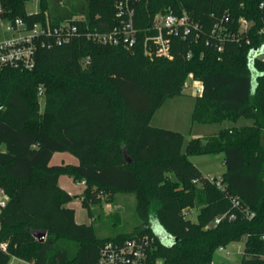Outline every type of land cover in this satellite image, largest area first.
Returning <instances> with one entry per match:
<instances>
[{
	"label": "trees",
	"instance_id": "16d2710c",
	"mask_svg": "<svg viewBox=\"0 0 264 264\" xmlns=\"http://www.w3.org/2000/svg\"><path fill=\"white\" fill-rule=\"evenodd\" d=\"M0 0L4 19L28 27L84 16L89 28L116 25V0ZM264 0H134L139 31L133 49L86 39L39 49L32 70L0 75V186L10 197L0 215V264L13 257L37 264H94L109 241L142 235L154 239L152 262L212 264L220 247L244 241L240 264H264ZM189 14L204 29L198 44L174 41L175 58H150L143 42L158 14ZM228 17L236 31L251 23L250 44L226 42L219 52L207 38ZM264 29V28H263ZM191 54L188 58L187 55ZM204 83L191 113L193 125H219L217 133L186 140L184 134L152 125L168 99L183 95L188 75ZM44 97H39V89ZM44 99L41 109L40 100ZM244 121V123H243ZM67 152L78 165H51ZM222 155V189L190 157ZM85 183L81 196L61 188L59 178ZM134 195L138 224L130 233L101 238L94 221L78 224L68 205L82 198L91 218L97 196ZM100 196V197H102ZM255 214H230L232 200ZM198 211L197 220L184 215ZM237 212V211H236ZM92 219V220H93ZM97 218H95V221ZM46 232L41 243L35 237ZM7 243V251L1 247Z\"/></svg>",
	"mask_w": 264,
	"mask_h": 264
},
{
	"label": "built area",
	"instance_id": "2783aa9c",
	"mask_svg": "<svg viewBox=\"0 0 264 264\" xmlns=\"http://www.w3.org/2000/svg\"><path fill=\"white\" fill-rule=\"evenodd\" d=\"M260 9L264 11L263 3L260 5ZM134 16V0H116V25L110 31L103 33L99 32L97 28H89L84 16H73L62 22L54 23L45 14L44 18L31 27H28L23 19L9 21L6 31L10 34V37L0 40V75L6 69L32 70L36 66L39 49H52L69 44L76 39H86L104 45L133 49L138 44L139 37V31L134 23ZM228 23V17H223L220 22H217L208 35L207 44H212L219 52H222L224 44L229 41L237 44L251 43L248 33L252 25L247 19L241 18L238 21L236 31L228 28ZM263 28L258 34H263ZM151 31L152 34L147 35L143 42L144 54L150 58L161 57L173 60L175 58V40L198 44L204 37L202 25L186 12L182 15L173 13L156 15L153 19ZM190 56L191 54L187 55L188 58ZM204 89V83L201 80L196 79L193 74L188 75L184 91H190V96L193 98H201ZM39 97H44L42 88L39 89ZM215 183L222 189L221 179H217ZM83 184L85 185L84 182ZM9 201V195L0 186V215ZM232 203L237 212L234 211L217 217L214 221L215 225L220 224L226 217L229 220L237 219L238 212L249 220L255 217V214L243 208L238 200L233 199ZM189 214V210L184 212L187 217H189ZM1 247L4 251H7L8 245L2 243ZM153 248L154 239L149 235L128 238L123 241H109L100 248L98 258L94 264H162L159 260L152 262L151 251ZM225 249V247H220L217 251L223 252ZM14 258L18 261V264H37L35 261ZM261 258L264 260V255Z\"/></svg>",
	"mask_w": 264,
	"mask_h": 264
},
{
	"label": "rangeland",
	"instance_id": "374dc122",
	"mask_svg": "<svg viewBox=\"0 0 264 264\" xmlns=\"http://www.w3.org/2000/svg\"><path fill=\"white\" fill-rule=\"evenodd\" d=\"M40 8V0H31L27 6L28 13H36ZM9 25V20H6L0 14V40L9 38L10 34L6 31ZM195 100L190 96V91H184L183 95L168 99L165 104L157 111L152 125L155 127L178 131L184 134L186 140L197 137H205L217 133L220 129L219 125H193L191 122V113L194 108ZM41 109L44 108V99L40 100ZM244 123V121H243ZM60 158H74L70 153L64 152ZM222 155H198L190 157L191 162L196 165L207 177L213 179H221L225 171L222 164ZM57 162L53 161V165ZM73 192L75 195L81 196L84 187L82 184H74ZM99 194V203L91 202V207L103 212L100 217L91 218L87 210L82 206V198L75 199L69 204V207L75 210L76 219L82 223L94 221V226L97 230V235L105 238L111 235L130 233L138 224L136 215V200L134 195L119 194L115 199L110 200L107 195ZM198 211L190 213V219L197 220ZM91 219V220H90ZM93 219V220H92ZM244 250V241L232 243L226 247L223 252L217 251L213 258L212 264H239ZM9 264H18V261L13 257Z\"/></svg>",
	"mask_w": 264,
	"mask_h": 264
},
{
	"label": "crops",
	"instance_id": "0c3cea01",
	"mask_svg": "<svg viewBox=\"0 0 264 264\" xmlns=\"http://www.w3.org/2000/svg\"><path fill=\"white\" fill-rule=\"evenodd\" d=\"M196 99V98H194ZM200 138H204V137H200ZM64 152H57L53 155L52 159H51V165H53V161L56 160V164L55 165H78L79 164V160L74 157V158H68V157H65V158H60L61 155H64L63 154ZM223 164V163H222ZM224 166V165H223ZM200 170V169H199ZM201 171V170H200ZM202 172V171H201ZM203 173V172H202ZM204 174V173H203ZM205 175V174H204ZM223 175V174H222ZM74 184H76V182L73 180L72 177H69L67 175H62L60 178H59V185L61 186L62 189H64L65 191H67L69 194L73 195V196H79V195H75V193L72 191L73 188H74ZM77 184H82L83 185V189H85V185L83 183H77ZM69 206V205H68ZM75 218H76V215H75ZM91 220V219H90ZM76 222L78 224H86V225H90L91 224V221L89 223H82V222H79L77 219H76Z\"/></svg>",
	"mask_w": 264,
	"mask_h": 264
},
{
	"label": "water",
	"instance_id": "95a60500",
	"mask_svg": "<svg viewBox=\"0 0 264 264\" xmlns=\"http://www.w3.org/2000/svg\"><path fill=\"white\" fill-rule=\"evenodd\" d=\"M46 232H38L35 234V237L38 239L39 242L43 243L46 240Z\"/></svg>",
	"mask_w": 264,
	"mask_h": 264
}]
</instances>
